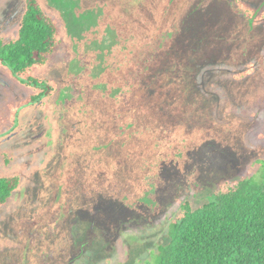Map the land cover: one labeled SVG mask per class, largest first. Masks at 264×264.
<instances>
[{
  "label": "rangeland",
  "instance_id": "1",
  "mask_svg": "<svg viewBox=\"0 0 264 264\" xmlns=\"http://www.w3.org/2000/svg\"><path fill=\"white\" fill-rule=\"evenodd\" d=\"M243 1L257 16L247 20L235 0L172 3L171 11L181 12L176 26L182 28V46L201 49L202 58H190V66L205 60L198 73L201 96H191L187 125L210 139L194 138L198 144L190 166L158 191L161 211L139 205L132 212L136 226L119 218L127 215L126 204L98 189L82 193L81 160L67 145L74 115L63 90L23 106L38 90L12 78L0 63V175L21 177L20 187L0 208V264H156L180 202L201 200L221 180L242 173L261 178L256 158L264 154V0ZM40 2L60 28V47L32 78L50 80L74 61L75 19L72 23L50 0ZM25 8V0H0L5 41L18 37ZM96 13L91 12L97 18Z\"/></svg>",
  "mask_w": 264,
  "mask_h": 264
},
{
  "label": "trees",
  "instance_id": "2",
  "mask_svg": "<svg viewBox=\"0 0 264 264\" xmlns=\"http://www.w3.org/2000/svg\"><path fill=\"white\" fill-rule=\"evenodd\" d=\"M63 1L78 39L73 34L74 61L58 77L73 80L46 79L47 97L61 88L74 115L67 145L81 160V191L91 195L98 189L126 204L129 211L120 220L133 222L141 204L158 213V191L190 166L194 138L210 139L187 125L205 61L190 66V58L201 59V49L182 46L174 0ZM25 2L18 37H0V63L32 88L30 82L39 81L34 71L46 67L60 47V28L40 0ZM235 8L246 19L257 13L243 0H235ZM36 98L23 106L39 103ZM256 159L263 170L259 180L242 173L221 180L201 200L180 202L156 264H264V154ZM20 184L19 175H0V208Z\"/></svg>",
  "mask_w": 264,
  "mask_h": 264
},
{
  "label": "flooded vegetation",
  "instance_id": "3",
  "mask_svg": "<svg viewBox=\"0 0 264 264\" xmlns=\"http://www.w3.org/2000/svg\"><path fill=\"white\" fill-rule=\"evenodd\" d=\"M53 5H55L57 8H62L63 11L66 10L65 5L63 4V0H50ZM52 79V78H51ZM53 79H56L59 83L69 82L73 80V77L69 76H61V77H54ZM60 79V80H59ZM31 85L38 90V93L36 94V102H41V100L49 94V84L46 82L45 78L39 79L37 82H30Z\"/></svg>",
  "mask_w": 264,
  "mask_h": 264
},
{
  "label": "water",
  "instance_id": "4",
  "mask_svg": "<svg viewBox=\"0 0 264 264\" xmlns=\"http://www.w3.org/2000/svg\"><path fill=\"white\" fill-rule=\"evenodd\" d=\"M48 91H50V88L48 89Z\"/></svg>",
  "mask_w": 264,
  "mask_h": 264
}]
</instances>
